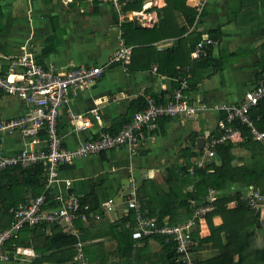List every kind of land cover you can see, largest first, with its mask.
<instances>
[{
	"label": "crops",
	"instance_id": "crops-1",
	"mask_svg": "<svg viewBox=\"0 0 264 264\" xmlns=\"http://www.w3.org/2000/svg\"><path fill=\"white\" fill-rule=\"evenodd\" d=\"M194 3L195 0L187 2L190 6ZM162 6L161 0H149L140 12L119 14L109 0H0V62L4 73L7 72L5 58L23 53L32 55L37 65L57 73L81 66L103 68L102 75L93 84L76 92L69 91L66 102L59 108L57 133L63 147L74 150L103 130H120L131 118L133 100L165 98L179 90L182 79L186 83L180 90L182 99L191 106L206 107L191 118L162 121L164 131L161 129L160 133L158 126L154 139L145 137L134 153L117 148L59 167L54 192L81 199L98 190V198L107 197L104 204L113 201L115 205L114 212L105 213L110 223L126 212L128 199L136 200L141 216L148 219L142 215L141 208L151 205L150 199L156 196V191L162 193L167 189L169 172L177 171L178 165L185 163L183 151L194 153L190 148L192 136L195 151L202 152L204 144L200 147L198 140L203 139L205 143L208 136L217 135L221 113L216 108L243 98L244 92L256 82L257 64L264 53V0H209L201 23L192 32L187 31L183 39L188 40L179 44L173 35L174 28H187L180 14L176 13L174 20L170 18V37L161 35L168 29L161 33L154 28L158 25L156 9ZM215 29L221 36L210 50L213 62L205 68L199 60L190 57L193 35L198 33L200 39L205 38ZM124 33L130 46L124 43ZM120 46L131 50L129 68L110 64ZM228 54L231 56L226 57ZM219 57H222L221 63L226 57L225 65L214 71L213 64H217ZM24 112L23 102L12 96H0V120H10ZM73 117H76L74 121ZM79 118H86L89 126L77 129L81 123ZM239 138L236 135L230 141L235 145L232 151L235 160L213 167L217 175L230 179L233 187L224 192L228 197L243 181L231 168L243 166L249 158V152L238 147ZM44 141L40 136L32 146L42 147ZM29 143L30 140L17 133L4 134L0 141L6 155L18 153L24 146L30 147ZM202 155L203 152L199 156ZM213 159L214 155L206 159L203 167ZM142 183L145 192L140 190ZM237 202L232 200L226 208H236ZM213 223L219 225L221 219L215 217ZM198 224L200 236L206 237L209 234L206 220ZM88 225L82 223L83 229H80L75 224L80 237L87 232ZM46 229L45 234L52 233L50 227ZM59 229L68 234L61 225ZM150 247L153 253L159 250L154 242H150ZM15 253L8 257L4 252L3 261L31 264L37 257L31 247H19Z\"/></svg>",
	"mask_w": 264,
	"mask_h": 264
},
{
	"label": "trees",
	"instance_id": "trees-1",
	"mask_svg": "<svg viewBox=\"0 0 264 264\" xmlns=\"http://www.w3.org/2000/svg\"><path fill=\"white\" fill-rule=\"evenodd\" d=\"M109 1L117 13L120 14L122 12L126 14L140 12L143 5L149 0H117V7L114 6L112 0ZM161 1L163 2V6L159 9L155 8L158 15V25H155L156 27L154 28L161 33L168 29L167 32L161 35L164 38L170 37L171 19L174 20L175 14L178 13L183 18L188 29L177 28L175 26L173 35L178 39V44L184 43L188 39H183V36H186V32L195 21L196 8L187 4L189 0ZM208 1H205L199 13V21H196L193 30L203 20L205 15L204 9ZM126 25L129 26L131 23H127ZM193 36V49L197 43L205 39L212 41L211 44L206 46V56L198 59L202 63V67L207 68L213 62L210 50L217 45V40L220 38L221 33L218 29H215L209 31L208 37L205 38L200 39V34L198 33H195ZM123 40L128 46L131 45L128 42L126 33L123 35ZM230 56L231 54H228L226 57ZM226 57H224V60ZM221 58L219 57L215 61L220 66L213 64L214 71H218L225 65L224 60L221 63ZM130 63L131 57L127 64L121 65L120 63L113 62L111 65L117 64L125 69V67H130ZM257 65L256 80L264 72V53ZM164 99V96H162L159 99L155 98L153 100L157 104L165 103ZM147 100L148 98L145 99L143 97L131 102V118L123 125L129 124L137 112L145 111L149 108ZM192 106L198 109L195 114L206 109L204 106ZM220 113L221 116L219 118H224V113ZM171 118L177 117H161L155 121L154 136H156L158 126L160 133L161 129L164 131L162 121H167ZM251 118L253 119L255 130L264 134V101L251 110ZM232 124L238 130V137L240 136L238 147L249 152V158L243 166H233L231 168L233 173H237L243 177L239 189L235 188L232 196L228 197L224 194L225 190H231L233 187L230 179L217 175L213 171V167L216 164L225 165L232 163L235 160V155L232 152L235 145L228 140L222 143L216 148L214 159L211 163L209 162L208 165L205 164L201 168L192 162L194 158L199 157L203 152L195 151V137L192 136L190 148L193 149L194 153H191L189 150L183 151L182 160L185 163L182 166L180 163L177 171L169 172V177L166 180L167 184H165L167 189L162 191V193L156 191V196L150 197L149 204L151 205L147 204L149 205L147 209L141 208L142 215L145 218L154 220L158 226L165 224L171 226L181 225L192 217L197 208L206 205L210 196H214L215 199L217 196L216 203L213 204L215 210L206 214L203 218L206 220L209 234L206 237L200 236L197 229L199 226L198 222L190 235L192 245L189 255L192 264H264V143L255 140L248 127L239 125L238 123ZM103 131L114 135L119 130ZM221 135L222 133L218 129L217 135L208 136L206 142L210 138L217 139ZM241 160L243 159L241 158ZM188 169H192V175L188 173ZM45 176L44 167L40 163L24 169L11 167L1 172L0 232L12 226L14 220L13 210L19 205L27 204L43 193ZM99 186H102V184ZM141 189L145 192L144 183L140 185ZM211 190L215 194L213 192L211 194ZM97 191L94 189L90 194L80 199L81 204L89 207L90 213H99L101 217L98 222H90L87 232H84L81 237L76 238L59 229V226L54 225L49 226L52 230L51 234L44 233L47 230V226L45 225L23 227L5 241L3 251L6 254L8 253V257H10L16 254L15 251L19 247H31L37 254V257L31 261V264H185L182 262V255L176 251V243L172 240L166 242L163 237L159 236L133 240L130 236V231L125 228L126 221L133 222V212H130L126 218H117L114 222L110 223L102 209V206L107 201V197L105 196V199L98 198ZM254 195H257L260 200L257 203V213H254L248 204V200L254 197ZM232 200L238 201L237 207L229 210L226 208V205ZM47 206L54 207L52 205V196H48ZM215 217L221 219L219 225H214L213 218ZM76 226L83 229L82 223H76ZM41 233L44 234L41 235ZM29 238L33 240L31 241ZM79 239L82 243V251L81 262L78 263L74 260L75 252L73 247ZM258 240L262 241L261 245H259ZM150 242H154L159 246L157 252L153 253ZM206 249L210 251L205 252ZM0 261H2L0 264H15L14 261Z\"/></svg>",
	"mask_w": 264,
	"mask_h": 264
},
{
	"label": "built area",
	"instance_id": "built-area-1",
	"mask_svg": "<svg viewBox=\"0 0 264 264\" xmlns=\"http://www.w3.org/2000/svg\"><path fill=\"white\" fill-rule=\"evenodd\" d=\"M112 1L117 7V0ZM205 1H195L193 6L196 8L197 14L188 31H192L196 21H199V13ZM211 43L212 41L208 39L197 43L190 53V57L195 60L205 57L206 46ZM130 52L129 47L120 46L110 60V64L113 62L121 65L127 64L131 57ZM5 59L8 73L3 72L0 62V96H12L23 102L25 112L10 120H0V141L4 134L17 133L30 140L31 146H24L16 154L6 155L0 145V174L11 167L24 169L40 163L44 167L46 176L43 193L13 210L12 226L0 232V259H6L3 251L5 241L23 227L61 225L68 233L79 238L80 233L76 231V223L89 224L100 220V215L90 213L89 207L81 204L79 198L54 192V186L58 180V169L61 165H72L77 160L117 148L127 149L130 153H134L145 137L151 140L154 138L153 133L157 119L161 117H191L198 110L182 100L180 90L186 84L182 79L179 83V90L166 96L165 103L156 104L153 99L148 98L149 108L137 112L132 121L123 125L117 133L111 135L108 132H100L94 139L84 141L74 150H70L62 146L57 133L58 110L66 102L69 91L76 92L93 84L100 78L103 68L81 66L71 68L64 73H57L51 68L37 65L32 55L27 53L8 56ZM262 101H264V72L255 84L244 92L243 98L239 102L218 106L217 111L224 113V118H219L217 121V128L222 135L217 139L210 138L209 141H205L203 155L195 158L192 161L193 164L202 167L206 159L214 155L216 148L227 140L232 141L238 135V130L233 127L232 123L248 127L253 138L264 143V134L255 130L251 118V110ZM75 119L76 117H73L72 121ZM79 119L81 123L77 125V129H85L89 126V121L86 118ZM40 136L45 139L44 145L33 147L32 145L38 143L37 140ZM188 173L192 175V169H188ZM48 196H52L54 207L47 206ZM215 200L214 196H210L208 203L197 208L192 217L181 225L158 226L153 220L144 219L140 214L139 204L134 199H128L125 202L126 212L122 214V218L128 216L127 211L134 213L133 222H125V228L130 231L133 240L155 236L163 237L166 242L172 240L176 243L177 253L182 255V262L192 264L189 255L192 245L190 235L196 228V223L214 210ZM259 201L257 195L248 200L254 213H257ZM114 208L113 201L102 206L105 213L114 212ZM74 251V260L78 258L81 260L82 243L80 240H77L74 245Z\"/></svg>",
	"mask_w": 264,
	"mask_h": 264
},
{
	"label": "rangeland",
	"instance_id": "rangeland-1",
	"mask_svg": "<svg viewBox=\"0 0 264 264\" xmlns=\"http://www.w3.org/2000/svg\"><path fill=\"white\" fill-rule=\"evenodd\" d=\"M253 125H254V123H253ZM258 242L260 243L259 245L262 244V241H261V240H258ZM256 245H257V244H256ZM107 246H108V245H107ZM20 252H21V251H20ZM35 258H36V257H35ZM77 258H78V256H77ZM1 262H2V261H0V263H1ZM75 262H78V263H79V262H81V261H80V259L78 258V259L75 260Z\"/></svg>",
	"mask_w": 264,
	"mask_h": 264
},
{
	"label": "water",
	"instance_id": "water-1",
	"mask_svg": "<svg viewBox=\"0 0 264 264\" xmlns=\"http://www.w3.org/2000/svg\"><path fill=\"white\" fill-rule=\"evenodd\" d=\"M197 143H200V147H203V144H204L203 139H199Z\"/></svg>",
	"mask_w": 264,
	"mask_h": 264
},
{
	"label": "clouds",
	"instance_id": "clouds-1",
	"mask_svg": "<svg viewBox=\"0 0 264 264\" xmlns=\"http://www.w3.org/2000/svg\"><path fill=\"white\" fill-rule=\"evenodd\" d=\"M179 117H181V118H191V117H193V115L191 117H184V116H179ZM179 117H177V118H179ZM0 260H3V259H0Z\"/></svg>",
	"mask_w": 264,
	"mask_h": 264
},
{
	"label": "bare ground",
	"instance_id": "bare-ground-1",
	"mask_svg": "<svg viewBox=\"0 0 264 264\" xmlns=\"http://www.w3.org/2000/svg\"><path fill=\"white\" fill-rule=\"evenodd\" d=\"M119 2V1H118Z\"/></svg>",
	"mask_w": 264,
	"mask_h": 264
}]
</instances>
